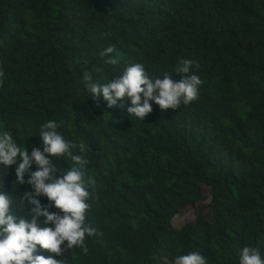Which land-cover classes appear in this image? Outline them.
<instances>
[{
	"label": "trees",
	"instance_id": "16d2710c",
	"mask_svg": "<svg viewBox=\"0 0 264 264\" xmlns=\"http://www.w3.org/2000/svg\"><path fill=\"white\" fill-rule=\"evenodd\" d=\"M109 46L115 65L100 55ZM181 58L202 81L190 105L153 103L141 121L130 102L108 108L86 91L84 72L107 83L136 63L179 79ZM48 120L93 181L88 251L65 248L61 264H173L191 251L238 264L244 246L264 257V0H0V127L31 151ZM13 180L0 165V191L25 216L15 202L31 188ZM203 187L212 218L176 229L208 200Z\"/></svg>",
	"mask_w": 264,
	"mask_h": 264
},
{
	"label": "clouds",
	"instance_id": "9594fccd",
	"mask_svg": "<svg viewBox=\"0 0 264 264\" xmlns=\"http://www.w3.org/2000/svg\"><path fill=\"white\" fill-rule=\"evenodd\" d=\"M113 52L114 48L109 46L100 55L106 63L115 65ZM193 64L190 59H179L173 70L179 79H173L167 72L150 76L142 64L136 63L124 67L107 83L93 81L84 72V83L88 95L96 100L102 97L108 108L121 101L123 108L130 102L127 113L142 121L153 111V103L162 111L175 110L197 99L202 81ZM60 127L55 120L42 123L38 136H33L39 138V146L33 145L31 151L0 127V165L9 174L14 169L15 185L31 188L23 191L15 202V209L23 210L27 218L17 215L13 199L0 191V264H61L55 257L61 256L65 248L88 251L85 239L93 230L85 223V213L90 207L88 188L93 181L86 178L88 160L72 154L75 145L64 138ZM80 149L84 151L83 145ZM60 157L70 158L72 166L58 167ZM41 197H46L59 212L49 211L48 206L41 204ZM44 250L50 255H43ZM238 252V264H264V257L255 247L244 246ZM173 264H207V261L200 252L191 251L176 255Z\"/></svg>",
	"mask_w": 264,
	"mask_h": 264
},
{
	"label": "rangeland",
	"instance_id": "374dc122",
	"mask_svg": "<svg viewBox=\"0 0 264 264\" xmlns=\"http://www.w3.org/2000/svg\"><path fill=\"white\" fill-rule=\"evenodd\" d=\"M203 192L208 200L205 203H200L196 208H188L183 212V214L176 216L172 221L176 229H182L186 224L195 222L196 217L200 212H202L208 220L212 218V211L209 207L212 190L210 188L203 187Z\"/></svg>",
	"mask_w": 264,
	"mask_h": 264
}]
</instances>
